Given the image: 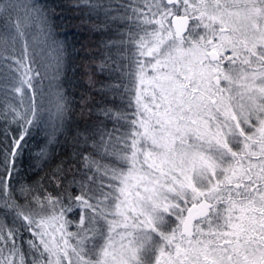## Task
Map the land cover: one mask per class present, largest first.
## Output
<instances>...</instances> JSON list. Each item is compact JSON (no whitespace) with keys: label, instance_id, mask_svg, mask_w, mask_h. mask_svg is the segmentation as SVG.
Wrapping results in <instances>:
<instances>
[{"label":"snow or ice","instance_id":"obj_1","mask_svg":"<svg viewBox=\"0 0 264 264\" xmlns=\"http://www.w3.org/2000/svg\"><path fill=\"white\" fill-rule=\"evenodd\" d=\"M70 2L80 32L115 31L107 54L0 0V264H264V0ZM53 59L84 84L55 121ZM76 108L97 123L73 131Z\"/></svg>","mask_w":264,"mask_h":264},{"label":"trees","instance_id":"obj_2","mask_svg":"<svg viewBox=\"0 0 264 264\" xmlns=\"http://www.w3.org/2000/svg\"><path fill=\"white\" fill-rule=\"evenodd\" d=\"M20 2L35 3L49 10L53 25L54 26L58 25V27H55V32L58 34L59 38L63 39L67 37L70 41L75 40L78 46L80 44L90 46L91 53L89 54H93L97 56L107 54L109 52V49H106L104 47L105 43H107L110 39H117V35L115 31L110 32L107 29H104L103 27L92 33L80 32L78 29V25L80 23L78 17L80 14L72 10L70 0H20ZM104 2H107V0H104ZM99 19L100 20L103 19L102 14L99 17ZM37 52L41 54V55L39 54L40 57L41 56L48 57L47 51L40 52V50L37 49ZM112 53L115 54L114 49L112 50ZM83 55L84 53H81V56ZM40 57H37L38 61L40 60ZM51 63H52V67L48 71L47 78L43 79L40 84L43 95L49 92L50 90L56 92L58 86L66 87L68 81H71V84L74 86L70 88V91L75 93L78 97L79 96L78 89L84 86L83 78L82 76L79 75L80 73L83 72V69L80 67L71 68L65 66L64 68L61 69L60 75L58 77L56 74L55 61L51 60ZM75 63L79 66L84 64L85 62L81 59L75 61ZM65 74L67 75L68 78L67 81L64 79ZM78 80L79 83H77ZM95 102L103 103V101L99 96L95 97ZM44 108H45L44 119L47 120L49 118V111H50L52 119L53 121H55L56 118L55 101L54 103L49 102V99L45 98ZM70 123L73 131H77L83 129L88 124H95L97 123V121L95 119V114H93L92 116H88L87 114L82 115L80 109L76 108L74 109V113L71 117ZM108 126L109 128L111 127L110 124ZM34 136H35V140L30 145L33 154L37 150L36 145L42 143L45 140V134L43 131L35 132ZM54 147H55V152L53 153V156L55 162L59 163L61 161H66L73 152L72 138L70 136H67L66 133L65 136H62L60 138V142L56 144ZM29 163H32V161L26 159L25 166L27 167Z\"/></svg>","mask_w":264,"mask_h":264},{"label":"rangeland","instance_id":"obj_3","mask_svg":"<svg viewBox=\"0 0 264 264\" xmlns=\"http://www.w3.org/2000/svg\"><path fill=\"white\" fill-rule=\"evenodd\" d=\"M39 54H38L37 57H40L41 54L40 55ZM52 55L55 56V53H52ZM52 61H54V59ZM43 97H44V99L45 98L46 99H49V102H53L54 103V101H55V92L52 91V90H50L49 92H47L46 94H44Z\"/></svg>","mask_w":264,"mask_h":264}]
</instances>
